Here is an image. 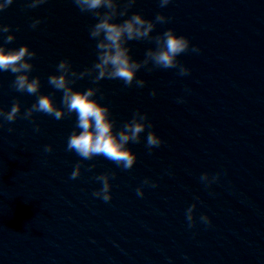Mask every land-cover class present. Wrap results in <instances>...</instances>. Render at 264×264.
Masks as SVG:
<instances>
[{"label": "water", "instance_id": "obj_1", "mask_svg": "<svg viewBox=\"0 0 264 264\" xmlns=\"http://www.w3.org/2000/svg\"><path fill=\"white\" fill-rule=\"evenodd\" d=\"M26 3L14 0L0 11V23L15 33L7 47L35 50L30 75L40 77L39 93L63 107L62 90L48 76L65 58L76 71L92 66L89 26L97 18L73 0L33 8ZM132 12L171 17L157 23L152 35L173 28L201 51L179 55L191 69L187 75L149 61L137 72L146 82L142 88L119 79L98 82L96 98L110 107L116 130L139 109L164 141L150 152L146 129L139 142H129L137 154L131 169L103 155L83 159L67 150L75 114L56 119L34 112L25 118L37 94L17 91L15 74L0 72V109L20 104L17 118L0 127V264H264V160L235 0H171L165 7L158 0H136ZM36 18L41 23L32 28ZM129 45L138 60L155 47L148 39ZM89 86H95L90 75L73 84L78 90ZM78 162L80 175L71 178ZM105 172L115 174L107 202L93 195L102 186L95 176ZM204 172L209 187L200 180ZM146 177L156 186L144 185L140 197L135 189ZM191 204L197 222L188 228ZM201 214L211 226L199 221Z\"/></svg>", "mask_w": 264, "mask_h": 264}, {"label": "clouds", "instance_id": "obj_2", "mask_svg": "<svg viewBox=\"0 0 264 264\" xmlns=\"http://www.w3.org/2000/svg\"><path fill=\"white\" fill-rule=\"evenodd\" d=\"M47 0H27L26 7L33 8L46 3ZM81 12L89 13L96 17L95 23L89 26V35L95 40L96 59L91 67L76 71L69 59H61L56 65L57 71L48 76V83L56 90H62V105L58 107L50 94L39 93L40 77L31 76L33 64L31 58L36 56L35 50L23 44L18 48L7 47L8 42L15 39L11 25L0 23V35L4 43H0V72L10 71L15 74L12 86L17 91L37 94L36 101L24 112L25 118L32 117L34 112H43L61 119L65 114H75L76 124L67 138V150L74 151L83 159H92L95 155H103L114 161L123 169H131L137 160V154L129 147V142H139L146 133V146L151 152L153 147L160 146L164 141L153 130V125L148 120L146 112L135 110L130 119L123 122L116 130V121L111 116L110 107L101 103L96 94L99 92L98 82L102 79H119L125 86L133 84L142 88L145 80L137 77V72L151 62L154 68H176L178 74L183 76L190 73L191 69L182 64L178 57L185 51L199 53L198 45L192 44L190 39L183 34H177L175 29L167 28L162 33L152 35L157 23H167L171 17L158 12L154 18H146L140 12L128 14L129 9L136 0H73ZM14 0H0V11L8 8ZM160 7H165L171 0H158ZM117 17H123L117 20ZM41 23L39 18L32 20L31 27L36 28ZM148 39L154 41L155 47H149L143 60L134 59L131 54L129 42L132 40ZM90 75L93 85L84 90L73 87L76 80ZM103 95V93H101ZM156 95V90L151 91ZM178 102H183V97H177ZM20 112V104L14 102L9 110L0 109V127L4 121H14ZM39 130V125H36ZM11 130V129H10ZM45 151H52V145H45ZM81 163L75 165L71 178L80 175ZM114 173H101L95 179L101 187L93 192L105 202L112 198L110 176ZM210 174L204 172L200 180L205 187H209ZM220 173L211 175L212 181L219 179ZM144 185L156 186L155 181L145 178L135 191L140 197L144 196ZM195 204H191L185 211L188 228L194 227ZM199 221L206 226H211V218L201 214Z\"/></svg>", "mask_w": 264, "mask_h": 264}]
</instances>
